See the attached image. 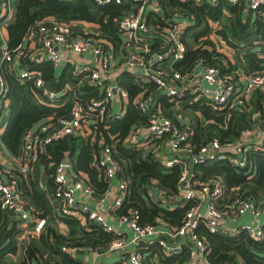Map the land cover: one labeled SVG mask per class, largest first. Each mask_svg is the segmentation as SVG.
<instances>
[{"label": "trees", "instance_id": "trees-1", "mask_svg": "<svg viewBox=\"0 0 264 264\" xmlns=\"http://www.w3.org/2000/svg\"><path fill=\"white\" fill-rule=\"evenodd\" d=\"M157 1L166 8L171 6L181 9L187 17L188 22L182 34L186 46L185 57L174 64L175 70L188 74L195 63L201 61L206 66L219 68L221 75L229 77V82L235 85L243 71H264V43L261 42L264 40V8L232 5L227 0H217L213 4L195 0ZM140 3L138 0H124L121 4L100 5L94 0H17L15 18L6 22L7 14L3 13L0 0V27H5L8 44L12 49L23 42L29 30L48 19L77 22L87 27L91 25L107 41L104 47L112 44L120 49L122 38L119 21L124 15L134 12ZM164 22L161 15L149 12V24L159 25ZM211 34H214V38ZM223 46L230 49L231 55L223 51ZM26 66L37 72L50 89L56 92H62L66 85L70 87L57 99L50 100L36 87L33 79L20 78L16 71H11L3 64L10 105L0 141L5 152L14 158L21 157L28 131L43 123H57L61 117L69 115L76 101L88 107L93 102H103L105 99L104 89L90 83L78 84L81 75L74 71L71 63L65 64L60 70L49 60L41 63L29 61ZM117 81L128 92L129 102L124 117L117 118L119 104L107 103L103 116L100 117L98 111L92 113L96 120L94 141L86 140L83 135H65L48 144L45 151L39 153L38 161L30 163L27 171L15 168L8 174V179L25 199L35 202L41 208L40 218L46 219V225L36 238L22 246L23 255L18 261L13 255L18 252L17 236L22 232L18 229L19 219L11 212H0V264H82L81 259L71 252V248L91 247L103 251L117 237L115 233L95 223H90L89 228L85 229L80 219L69 215H60L68 226L67 234L61 233L50 217L47 195L38 175V168L44 169L50 185L56 190V167L68 159L76 179L90 187L96 197L102 196L110 188V183L103 171L96 167L101 141L114 148L115 157L128 182L129 196L124 205L117 209V214L128 213L131 209L138 210L139 223H162L171 229L184 223L186 211L196 202L178 205L157 198L160 191L168 198L178 194L180 168H167L162 164L155 147L144 149L131 139L140 123L149 122L134 102L143 90L145 96L155 94L157 86L154 83L141 85L138 78L128 72L120 73ZM163 104L166 107L172 105L166 95ZM186 108L200 115L191 138L192 147L198 150L214 137L222 142L228 139L236 141L243 127L260 125L264 120V92L256 91L248 103L238 110L229 108V105L220 108L204 97L187 104ZM159 142L156 139L152 144ZM248 158L255 167L254 175L244 173L242 169L227 162H217L195 164L192 167V180L199 186L221 177L228 188L239 187V194L244 198H264V149L249 150ZM2 168L0 162V171ZM196 231L207 242L206 258L210 264H264V238L255 240L243 232L228 237L211 233L204 225H200ZM189 246L171 255L158 248L159 264H186ZM101 264L121 262L104 261Z\"/></svg>", "mask_w": 264, "mask_h": 264}, {"label": "built area", "instance_id": "built-area-1", "mask_svg": "<svg viewBox=\"0 0 264 264\" xmlns=\"http://www.w3.org/2000/svg\"><path fill=\"white\" fill-rule=\"evenodd\" d=\"M94 1L100 5L124 2V0ZM138 1L141 3L136 10L124 15L119 21L122 38L120 49L112 44L104 47L107 41L100 37L99 31L91 25L87 27L77 22L56 19L40 22L36 28L28 31L22 43L12 49L8 44L5 27H0V134L5 129L10 105L7 96L9 86L2 69L3 64L11 71H16L20 78L33 79L36 87L50 100L57 99L70 85H66L62 92L50 89L44 79L36 74L37 72L27 68L26 64L29 61L41 63L49 60L58 70L71 63L74 71L81 75L78 84L90 83L105 90L103 102H93L87 107L81 101H76L69 115L61 117L57 123H43L28 131L24 138L21 157L9 156L0 141V162L3 165L0 171V211L15 214L19 219V227L21 225L26 229L32 226L30 228L32 238L42 232L46 219L37 218L33 223L30 203L8 179V174L15 169L12 164L15 162L19 165L17 169L27 171L30 163L38 161L39 153L45 151L48 144L65 135H83L86 140L94 141L96 120L93 119V112L98 111L101 117L106 110L105 104L111 103L120 105L117 118H122L126 114L128 92L117 81V76L122 72H128L138 78L141 85L154 83L157 86L155 94L145 96L143 90L134 102L141 114L148 117L149 122L140 123L132 133L131 139H135L141 148L155 147L162 164L167 168L174 166L180 168L178 194L168 198L160 191L157 198L178 205H184L189 201L196 202L186 211L184 223L175 229L162 223L143 225L139 223V211L131 209L128 213L117 214V218L121 224L129 227L133 233L132 237L115 231L106 219L103 207L110 200L115 209L123 206L129 196L128 182L123 176L120 162L115 157L114 148L103 144L102 141L96 167L103 171L110 183V188L105 194L96 197L90 187L82 180L76 179L70 163L62 162L56 167L57 187L54 195L61 202L62 215L98 224L117 236L103 251L85 247L92 252L94 260L84 264H97L100 256L114 253L125 254L127 256L125 264H158V256L150 259L148 254L140 250V242L149 238L156 239L158 246L168 255L190 245L189 264H197L199 259L206 258L207 251L206 240L196 231L200 225H204L211 233L228 237L243 232L255 240L264 238L262 220L264 198H244L239 194V187L228 188L221 177L199 186L192 180V167L195 164L217 162H227L242 169L244 173L254 175L255 167L250 163L248 151L264 149V131L260 125L253 128L243 127L236 141L228 139L222 142L218 137H214L195 150L191 145V138L200 115L191 112L186 105L204 97L220 108L229 105V108L241 109L256 91L264 92V71L259 73L243 71L237 85L230 83L229 77L222 76L219 68L206 66L201 61L195 63L190 73L182 74L174 69V64L185 57L186 46L182 41V34L188 22L187 17L181 9L171 6L166 8L157 0ZM195 1L213 4L217 0ZM227 1L232 5H244L251 9L264 8V0ZM1 2L3 13L7 14L6 22L13 21L15 0ZM151 11L161 15L163 22L165 20L164 24H149L148 16ZM261 42L264 43V40ZM72 54L79 56V60ZM164 95L171 102V107L163 104ZM37 98L44 102L40 97ZM156 139L160 142L152 144ZM116 177L119 181L113 186ZM92 196L96 197L95 206L90 203H78L80 197ZM246 217L251 219L245 221ZM78 250L71 248L74 255Z\"/></svg>", "mask_w": 264, "mask_h": 264}, {"label": "crops", "instance_id": "crops-1", "mask_svg": "<svg viewBox=\"0 0 264 264\" xmlns=\"http://www.w3.org/2000/svg\"><path fill=\"white\" fill-rule=\"evenodd\" d=\"M14 3L17 6V0H15ZM72 56L74 58H76V60H79V58H80L79 56H77L75 54H72ZM12 165L15 168H17V167L19 168V165L17 163H15V162ZM20 167H21V164H20ZM71 170H72V168H71ZM72 172H73V170H72ZM38 175L40 177L42 186H43V188H44V190L46 192V195H47V200H48V204L50 206V211H51L50 217L52 218V220L55 221V223L59 227V231L61 233H63V234H67L68 226L60 218L61 217L60 215H62L61 211H60L61 202L54 195L55 188L50 185V183L48 181V175L46 174L44 169L39 167L38 168ZM118 181H119V178L116 177L114 179L113 186H116L118 184ZM113 189H115V187ZM95 199H96L95 196L88 197V198L80 197V199L78 200V203H80V204H82V203H90V204H92V206H95L96 205V200ZM28 202L30 203V209H31V213H32V216H33V223H34L37 218H40V213L42 212V210L38 206V204H36L35 202H33L31 200L28 201ZM111 202L112 201L110 200L109 203H107L103 207V213H104L106 219L114 227L115 231L122 232L124 235H126L129 238L132 237L133 233L129 229V227L127 225L121 224L119 222V220L117 218V209H115L113 207V204ZM76 218H78V217H76ZM248 218H250V217H246V219H244V220L245 221H249ZM262 220H264V215L262 217ZM86 222L87 221H83L82 220V225L84 226L85 229H88L90 223H88V222L86 223ZM31 227H27L25 229V228H22L21 225L19 227V224H18V229H19V231L21 229L22 232L19 233L18 237H17V244L19 246L18 252H17V254L13 255V257L15 259H17V260H19V258L21 260V258H22V255H23L22 246H24V244H27L29 242V240L33 239L30 236L31 235V231H30ZM158 248H160V247L158 246L156 239L149 238V239H145L144 241L140 242V250L143 253L148 254V257L150 259H154V258H156L158 256V254H157V249ZM18 254L20 256H18ZM76 256H77L78 259H81L83 264L88 262V261H93L94 260V256H93L92 252L90 250H88L87 248H80L77 251ZM104 261L105 262H110V263L119 261V262H121V264H125L126 261H127V256L125 254H119V253H116V254L115 253L114 254H105V255L99 257L97 264H101V262H104ZM158 264H159V259H158ZM186 264H189V260L188 259L186 261ZM197 264H210V263L208 262L207 258H202V259H199V262Z\"/></svg>", "mask_w": 264, "mask_h": 264}, {"label": "water", "instance_id": "water-1", "mask_svg": "<svg viewBox=\"0 0 264 264\" xmlns=\"http://www.w3.org/2000/svg\"><path fill=\"white\" fill-rule=\"evenodd\" d=\"M260 128L264 131V121L260 124ZM132 141L135 142V139H133ZM64 163H65V164H69V160L66 159V160L64 161Z\"/></svg>", "mask_w": 264, "mask_h": 264}, {"label": "rangeland", "instance_id": "rangeland-1", "mask_svg": "<svg viewBox=\"0 0 264 264\" xmlns=\"http://www.w3.org/2000/svg\"><path fill=\"white\" fill-rule=\"evenodd\" d=\"M213 26H215V25H213ZM212 36H213V38H214V34H211ZM223 48V51H225L228 55H231V52H230V49H228V48H226V47H222ZM18 256H20L19 254H18Z\"/></svg>", "mask_w": 264, "mask_h": 264}]
</instances>
